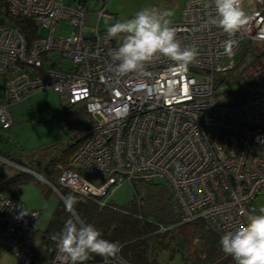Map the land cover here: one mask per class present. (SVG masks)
I'll list each match as a JSON object with an SVG mask.
<instances>
[{"label":"built area","instance_id":"2783aa9c","mask_svg":"<svg viewBox=\"0 0 264 264\" xmlns=\"http://www.w3.org/2000/svg\"><path fill=\"white\" fill-rule=\"evenodd\" d=\"M0 1V128L13 124L8 105L43 88L67 104L83 105L91 118L71 157L73 168L61 169L58 186L104 202L106 193L125 180L163 177L180 205L177 223L202 220L220 239L248 214H259L254 201L264 195V87L249 88L237 99L215 92L214 82L217 73L234 67L243 41L264 42V0H242L248 21L232 37L216 25L203 27L215 16L214 0H186L172 26L182 47L199 50L198 61L181 74L172 70L174 62L160 58L146 67V74L126 76L110 67L109 52L121 39L109 38L107 30L97 27L100 17L110 15L106 1L94 11L96 24L86 33L88 7L82 0L71 5L62 0ZM17 18L37 26V35L28 41L14 23ZM61 21L68 27H61ZM57 30L66 34L57 35ZM229 39L235 41L231 56L225 54ZM50 53L70 59L71 65L48 66ZM38 216L37 209L0 192V245L17 264H31L30 230ZM48 253L46 264H70L56 244ZM107 264L122 262L116 257Z\"/></svg>","mask_w":264,"mask_h":264},{"label":"trees","instance_id":"16d2710c","mask_svg":"<svg viewBox=\"0 0 264 264\" xmlns=\"http://www.w3.org/2000/svg\"><path fill=\"white\" fill-rule=\"evenodd\" d=\"M82 1L86 3L87 0ZM1 7L0 1V9ZM14 23L19 26L28 41L37 35L38 27L31 21L17 18L14 19ZM262 54L264 42L248 40L242 44L235 54L234 67L215 76L214 91L234 95L238 93L241 96L244 91L253 88L249 86L245 89L219 90L223 83L244 82L242 67L250 61L254 63L257 56ZM52 61L48 66L54 68L57 61L55 58ZM245 83L255 84L252 81ZM64 110L66 112L71 110L72 115L79 118V121L88 116L81 104H67ZM88 130L89 127L68 143L53 144L28 155L0 149L1 157L10 159L26 169L15 168L12 175L0 182V192L17 198L16 190L33 181L41 186L44 196L54 192L49 186L52 184L57 187L64 199L70 194L77 200L74 211L69 212L64 201L59 198L43 227L35 226V222L31 225V264H46L49 258L48 248L56 244L50 239L51 234L59 232L70 218L90 223L101 231L102 238L118 242L121 251L117 257L123 264H173L171 261L176 251L175 245L184 246L191 264H235L231 256H225L221 251L219 234L209 228L204 221L177 223L181 215L180 205L172 189L165 182H144L135 179L128 181L132 187V197L121 206L110 199L102 202L103 198L78 194L58 186L57 179L61 169L73 168L71 157L82 143L80 138ZM161 226L168 229L162 231ZM164 252H169L166 261L160 258ZM102 259L93 254L88 261Z\"/></svg>","mask_w":264,"mask_h":264},{"label":"clouds","instance_id":"9594fccd","mask_svg":"<svg viewBox=\"0 0 264 264\" xmlns=\"http://www.w3.org/2000/svg\"><path fill=\"white\" fill-rule=\"evenodd\" d=\"M214 6L215 16L205 21V28L209 24L216 25L232 37L248 21L242 0H214ZM174 15L171 9L144 7L132 18L109 26L107 36L122 41L109 52L113 71L119 76L146 74L150 63L167 58L174 62L172 70L183 74L189 65L196 63L200 52L195 46L182 47L177 29L172 26ZM104 19L107 22L110 17ZM234 43L232 39L225 42L226 55H232ZM64 203L66 210L73 212L77 200L69 194ZM50 239L70 264H85L93 254L103 258L107 264L121 251L118 242L102 238L101 231L94 225L71 218L59 232L51 234ZM219 244L221 251L231 256L235 264H264V207L259 209V214H248L244 223L224 233Z\"/></svg>","mask_w":264,"mask_h":264},{"label":"rangeland","instance_id":"374dc122","mask_svg":"<svg viewBox=\"0 0 264 264\" xmlns=\"http://www.w3.org/2000/svg\"><path fill=\"white\" fill-rule=\"evenodd\" d=\"M106 1V10L110 19L105 22L102 16L97 21V27L100 30H107L109 26L117 21H124L132 18L135 13L144 7H156L159 9H171L175 15L172 21L179 19L181 9L186 0H87L88 13L84 17L83 32L86 33L96 24L97 15L95 10L99 9ZM65 5L73 4V0H62ZM61 27L66 28L67 23L60 22ZM44 33V31H42ZM65 31L57 30V35L64 36ZM246 41H243L245 44ZM59 53H50L49 57L55 58L58 66H69L71 60L65 57H59ZM244 74V82L223 83L219 90H229L249 86L264 87V54L257 56L256 61L245 63L241 69ZM217 75V74H216ZM220 75V74H219ZM262 79V80H261ZM231 80V79H230ZM261 80V81H260ZM252 81L255 84L245 82ZM2 84L0 79V100L2 99ZM235 97L240 98L236 93ZM67 105L60 95L51 88H43L33 91L28 97L8 105L13 124L8 129L0 128V149L9 150L15 154H30L42 148L53 144L70 142L81 135L91 124V118H79L72 115L71 110L66 112L64 107ZM22 157V156H21ZM15 166L0 158V182L12 175ZM153 182H164L163 177L154 178ZM43 187V186H42ZM112 189L114 187L112 186ZM264 193V189H262ZM16 196L30 208L37 209L39 217L35 221V226L43 227L48 221L55 204L60 198L57 193L52 192L44 196L42 188L36 182L20 186L16 190ZM106 196L117 205H125L132 197V187L125 180L112 193H106ZM61 199V198H60ZM62 200V199H61ZM255 209L259 212L264 207V195H259L254 201ZM175 254L171 263L173 264H191L187 257L184 246L175 245ZM3 246H0V264H14V259L5 252ZM169 252L160 255L164 261L168 260Z\"/></svg>","mask_w":264,"mask_h":264},{"label":"crops","instance_id":"0c3cea01","mask_svg":"<svg viewBox=\"0 0 264 264\" xmlns=\"http://www.w3.org/2000/svg\"><path fill=\"white\" fill-rule=\"evenodd\" d=\"M17 199H19L18 197H17ZM20 200V199H19ZM21 202H23L22 200H20ZM24 203V202H23ZM25 205V204H24ZM26 206V205H25ZM26 207H28V206H26ZM39 217V216H38ZM34 225H35V223H34ZM0 246H3L4 247V250H6L5 252L6 253H8V254H10L9 252H8V250H7V247L5 246V245H3V244H1ZM12 257V256H11ZM14 259V258H13ZM14 264H15V260H14Z\"/></svg>","mask_w":264,"mask_h":264},{"label":"water","instance_id":"95a60500","mask_svg":"<svg viewBox=\"0 0 264 264\" xmlns=\"http://www.w3.org/2000/svg\"><path fill=\"white\" fill-rule=\"evenodd\" d=\"M19 167H22V166L19 165ZM58 196H59L63 201L65 200L60 194H58ZM76 220L79 221L78 218H76Z\"/></svg>","mask_w":264,"mask_h":264},{"label":"bare ground","instance_id":"6f19581e","mask_svg":"<svg viewBox=\"0 0 264 264\" xmlns=\"http://www.w3.org/2000/svg\"><path fill=\"white\" fill-rule=\"evenodd\" d=\"M54 191V190H53ZM123 264V263H122Z\"/></svg>","mask_w":264,"mask_h":264}]
</instances>
